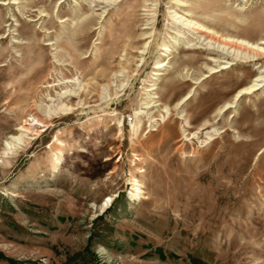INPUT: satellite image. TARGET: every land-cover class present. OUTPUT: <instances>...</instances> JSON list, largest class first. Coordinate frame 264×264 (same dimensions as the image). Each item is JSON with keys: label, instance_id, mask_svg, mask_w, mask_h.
Segmentation results:
<instances>
[{"label": "rangeland", "instance_id": "obj_1", "mask_svg": "<svg viewBox=\"0 0 264 264\" xmlns=\"http://www.w3.org/2000/svg\"><path fill=\"white\" fill-rule=\"evenodd\" d=\"M0 2V264H264L259 68L176 20L264 43V0Z\"/></svg>", "mask_w": 264, "mask_h": 264}, {"label": "bare ground", "instance_id": "obj_2", "mask_svg": "<svg viewBox=\"0 0 264 264\" xmlns=\"http://www.w3.org/2000/svg\"><path fill=\"white\" fill-rule=\"evenodd\" d=\"M109 1L110 0H108V2ZM0 4H6V2H0ZM176 20H178L177 22L182 28L185 30L187 29L190 33H192V35L195 36V40L201 42V45L204 44L207 50H210L218 55V58L210 59L213 62H219L221 64H234L235 62L255 63V65L259 68V75L256 76L249 86L241 90V94H249L259 89V86L264 82V43H252L245 39L223 37L211 29L204 27L200 23L184 18L183 16H177ZM165 51H171V49L166 48ZM166 65L167 64H159L158 68H163ZM226 66L228 65L221 67L226 68ZM213 72H216V70ZM67 83L75 84L78 82L75 79L67 81L64 80L63 82L49 85L50 87L57 89L60 85ZM81 88L82 87H80V85L74 89L67 88L65 91L57 92L54 96H51L47 99L35 101L32 108V116L34 117L35 123H31L29 122L31 119H27L25 123L21 124L18 128L20 133L12 136L13 140L15 142L19 140L22 141L23 136L26 133L28 134L29 132L35 131L37 127H47V119L50 115L67 114L82 107L81 105L83 102L80 100L77 105L71 103L73 98L81 95ZM136 185L137 184H134L132 186L134 193L131 192V195L134 197H137L143 192L141 188L137 187Z\"/></svg>", "mask_w": 264, "mask_h": 264}, {"label": "built area", "instance_id": "obj_3", "mask_svg": "<svg viewBox=\"0 0 264 264\" xmlns=\"http://www.w3.org/2000/svg\"><path fill=\"white\" fill-rule=\"evenodd\" d=\"M128 119H129V121H132L133 120V117L132 116H128Z\"/></svg>", "mask_w": 264, "mask_h": 264}]
</instances>
